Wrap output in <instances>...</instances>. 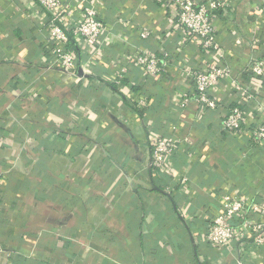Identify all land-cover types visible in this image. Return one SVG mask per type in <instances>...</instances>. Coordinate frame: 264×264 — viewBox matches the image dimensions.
Listing matches in <instances>:
<instances>
[{
  "label": "crops",
  "instance_id": "1",
  "mask_svg": "<svg viewBox=\"0 0 264 264\" xmlns=\"http://www.w3.org/2000/svg\"><path fill=\"white\" fill-rule=\"evenodd\" d=\"M229 2L217 11L215 40L253 96L240 102L236 136L219 130L238 94L230 80L210 92L216 109L181 105L192 87L182 72L209 55L185 41L172 5L98 0L112 34L93 56L91 74L77 65L70 76L47 62L48 14L34 0H0V251L8 264H234L237 256L264 264V244L226 251L199 242L221 193L264 200V138L256 144L250 134L264 122L256 111L264 74L250 71L264 61V13L259 0ZM63 4L74 11L79 0ZM141 51L168 56L154 79L135 61ZM120 70L123 90L108 80ZM152 134L176 140L167 176H151Z\"/></svg>",
  "mask_w": 264,
  "mask_h": 264
},
{
  "label": "built area",
  "instance_id": "2",
  "mask_svg": "<svg viewBox=\"0 0 264 264\" xmlns=\"http://www.w3.org/2000/svg\"><path fill=\"white\" fill-rule=\"evenodd\" d=\"M36 4L48 14L46 18L47 45L50 66H57L64 73L76 76V66L79 65L83 74H91L93 56L100 52L104 42L112 34L106 24L98 17V0H79V4L72 11L63 0H34ZM66 1V0H65ZM167 3L176 11L177 24L185 31V41L196 44L205 54L209 55L208 62L196 69H185L182 76L191 79L192 87L184 92L182 106H193L195 112L203 109H216V101L211 97V90L218 86L222 79L230 80L238 94L232 107L223 111L219 122V130L227 135L240 133V125L244 120V113L240 102L252 99L248 83V90L242 88L240 80H236L227 64L228 56L221 51L215 40V22L219 19L217 11L230 5L229 0H156ZM260 9L264 13V0H259ZM77 14V19L75 18ZM63 17L73 22L64 23ZM69 33L73 45H69ZM140 38H148L149 33L141 30ZM80 50L87 51V58L81 61L78 57ZM213 57V59H212ZM216 59V60H215ZM215 60V61H214ZM220 60L222 64L216 63ZM145 76L155 78L159 76L168 63V56H156L147 51H141L135 58ZM215 62V63H214ZM250 71L254 77L264 74V61L251 63ZM123 72L120 70L114 77H108L109 83L119 90H123ZM84 77V76H83ZM78 77V78H83ZM127 98L132 94L127 92ZM241 97V100H240ZM246 99V100H245ZM139 108L147 106L144 96L135 99ZM258 114H264V103L257 106ZM263 122V121H262ZM251 130V140L259 144L264 138V122ZM151 148V176H167L166 170L172 166L176 153V140L171 135H155L150 137ZM261 148V146H257ZM187 175L184 173L178 180L185 183ZM166 190H170L167 186ZM220 210L204 220V231L199 235L200 243L226 251L234 247L251 243L253 246L264 244V200H256L244 194L221 193ZM3 256V257H2ZM4 251H0V264H8ZM1 259L3 261H1ZM234 264H245L242 256L235 258Z\"/></svg>",
  "mask_w": 264,
  "mask_h": 264
},
{
  "label": "trees",
  "instance_id": "3",
  "mask_svg": "<svg viewBox=\"0 0 264 264\" xmlns=\"http://www.w3.org/2000/svg\"><path fill=\"white\" fill-rule=\"evenodd\" d=\"M69 41H70V42H72V41H73V40H72V37H71L70 35H69Z\"/></svg>",
  "mask_w": 264,
  "mask_h": 264
},
{
  "label": "water",
  "instance_id": "4",
  "mask_svg": "<svg viewBox=\"0 0 264 264\" xmlns=\"http://www.w3.org/2000/svg\"><path fill=\"white\" fill-rule=\"evenodd\" d=\"M79 73H81L80 70H79Z\"/></svg>",
  "mask_w": 264,
  "mask_h": 264
}]
</instances>
